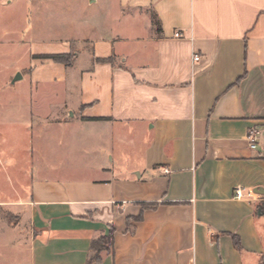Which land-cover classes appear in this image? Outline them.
Segmentation results:
<instances>
[{
	"label": "crops",
	"instance_id": "0c3cea01",
	"mask_svg": "<svg viewBox=\"0 0 264 264\" xmlns=\"http://www.w3.org/2000/svg\"><path fill=\"white\" fill-rule=\"evenodd\" d=\"M45 1L85 11L88 36L27 69L62 98L36 117L65 125V166L18 203L32 264H87L108 235L96 264H264V0Z\"/></svg>",
	"mask_w": 264,
	"mask_h": 264
},
{
	"label": "rangeland",
	"instance_id": "374dc122",
	"mask_svg": "<svg viewBox=\"0 0 264 264\" xmlns=\"http://www.w3.org/2000/svg\"><path fill=\"white\" fill-rule=\"evenodd\" d=\"M84 15L65 2L0 0V264H32V231L18 203L31 199L46 165L65 166V125L47 124L34 114L38 109L54 113L62 98L59 93L50 100L52 107L43 96L35 98L27 75L36 59L31 53L53 52L78 29L88 36ZM18 74L22 78L14 82ZM85 160L94 163L93 156Z\"/></svg>",
	"mask_w": 264,
	"mask_h": 264
},
{
	"label": "trees",
	"instance_id": "16d2710c",
	"mask_svg": "<svg viewBox=\"0 0 264 264\" xmlns=\"http://www.w3.org/2000/svg\"><path fill=\"white\" fill-rule=\"evenodd\" d=\"M42 59L45 60H50L54 63L58 64H64V65H69L72 63L73 55H47L41 57ZM112 59H106V60H98L99 62H110ZM259 211L261 212V215L264 216V209L262 207L259 208ZM113 239L112 235L108 236H102L99 237L98 239L94 240L91 245V252H90V257L88 259L87 264H96L101 260V254L109 250L112 246Z\"/></svg>",
	"mask_w": 264,
	"mask_h": 264
},
{
	"label": "built area",
	"instance_id": "2783aa9c",
	"mask_svg": "<svg viewBox=\"0 0 264 264\" xmlns=\"http://www.w3.org/2000/svg\"><path fill=\"white\" fill-rule=\"evenodd\" d=\"M181 37H182L181 33H176L175 34V38H181ZM193 60H194V62H199L200 61V57L195 55L193 57ZM258 137H259V131L258 130H252V131L249 132L247 138H248L250 147L252 149H256L257 148V144L256 143H257ZM165 173L168 174L169 171L165 170ZM235 198L238 199V200H241V199L244 198V195H243V192H242L241 188H237L236 189Z\"/></svg>",
	"mask_w": 264,
	"mask_h": 264
},
{
	"label": "water",
	"instance_id": "95a60500",
	"mask_svg": "<svg viewBox=\"0 0 264 264\" xmlns=\"http://www.w3.org/2000/svg\"><path fill=\"white\" fill-rule=\"evenodd\" d=\"M21 78H22L21 75L18 74V77H16V78L14 79V82L17 81V80H19V79H21ZM256 192L262 193L263 191H262L261 189H259V190H257Z\"/></svg>",
	"mask_w": 264,
	"mask_h": 264
}]
</instances>
